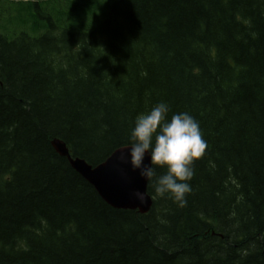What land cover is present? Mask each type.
Segmentation results:
<instances>
[{"label":"trees","instance_id":"1","mask_svg":"<svg viewBox=\"0 0 264 264\" xmlns=\"http://www.w3.org/2000/svg\"><path fill=\"white\" fill-rule=\"evenodd\" d=\"M12 3L0 264H264V0ZM160 102L207 143L183 208L149 183L148 212L111 207L51 145L96 166Z\"/></svg>","mask_w":264,"mask_h":264},{"label":"clouds","instance_id":"2","mask_svg":"<svg viewBox=\"0 0 264 264\" xmlns=\"http://www.w3.org/2000/svg\"><path fill=\"white\" fill-rule=\"evenodd\" d=\"M169 112V105L160 102L136 117L129 133L127 162L150 184L155 197L171 199L183 208L192 191L194 161L203 156L207 143L193 116L180 112L169 118ZM146 154L148 165L144 164ZM134 196L141 203L146 198L142 192Z\"/></svg>","mask_w":264,"mask_h":264},{"label":"water","instance_id":"3","mask_svg":"<svg viewBox=\"0 0 264 264\" xmlns=\"http://www.w3.org/2000/svg\"><path fill=\"white\" fill-rule=\"evenodd\" d=\"M53 148L67 158L72 168L85 178L97 191L99 196L111 207L138 210L146 213L152 205V198L147 193V183L133 171L127 162V146L115 149L103 162L96 166L88 164L78 157L72 158L65 143L53 139ZM144 164H149L146 154ZM142 192L146 198L141 203L134 193Z\"/></svg>","mask_w":264,"mask_h":264},{"label":"rangeland","instance_id":"4","mask_svg":"<svg viewBox=\"0 0 264 264\" xmlns=\"http://www.w3.org/2000/svg\"><path fill=\"white\" fill-rule=\"evenodd\" d=\"M15 0H0V25L5 26L6 31L13 32L18 31V29L22 26V19L20 14L15 9V12H13V4L15 5V8L17 7V3ZM12 7L11 12L8 11L9 8Z\"/></svg>","mask_w":264,"mask_h":264}]
</instances>
